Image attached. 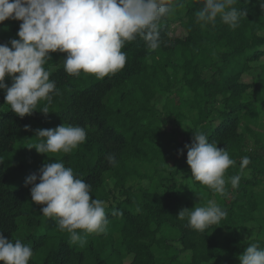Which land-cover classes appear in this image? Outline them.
Instances as JSON below:
<instances>
[{"label":"trees","instance_id":"16d2710c","mask_svg":"<svg viewBox=\"0 0 264 264\" xmlns=\"http://www.w3.org/2000/svg\"><path fill=\"white\" fill-rule=\"evenodd\" d=\"M174 3V14L159 24L160 46L150 51L140 38L126 43L125 66L115 74L70 75L62 62L67 54L52 52L44 67L56 91L50 103L39 101L23 118L0 90V234L32 246L29 264H124L128 256V264H214L220 258L233 264L249 244L264 247V64L253 65L264 56V10L258 0H239L235 6L247 11L236 29L219 19L201 27L195 14L202 4ZM20 23H0V44L18 39ZM177 23L185 35H171ZM244 74L252 76L250 82L242 80ZM11 82L6 76L5 83ZM45 106L47 114L40 112ZM61 123L85 128L88 150L58 159L38 154L41 164L21 160L14 170L28 177L59 160L91 185V198L105 202L109 224L106 233L81 232L84 246L72 243L67 232L56 236L54 219L48 229L33 231L49 223L42 205L26 203L25 185L9 186L6 157L17 146L35 145L36 129ZM197 131L235 161L225 179L240 175L239 186L226 183L223 196L191 176L184 145ZM19 155L31 158L24 149ZM243 157L250 163L241 168ZM179 175L190 182H177ZM209 200L227 212L219 224L200 232L177 216ZM252 226L256 235L245 237Z\"/></svg>","mask_w":264,"mask_h":264},{"label":"clouds","instance_id":"9594fccd","mask_svg":"<svg viewBox=\"0 0 264 264\" xmlns=\"http://www.w3.org/2000/svg\"><path fill=\"white\" fill-rule=\"evenodd\" d=\"M239 0H197L203 6L196 11V23L201 27L215 25L217 20L231 29L239 26L246 9L235 5ZM264 10V0H258ZM174 0H0V23L8 19L21 21L18 39L0 44V90L10 110L23 118L31 115L41 100L51 102L56 84L44 65L51 60L50 53H66L62 61L70 75L82 72L98 79L115 74L126 63V43L142 39L147 49L156 50L161 43L159 24L174 14ZM11 78V85L5 77ZM49 113L47 106L42 111ZM29 131L30 126H24ZM39 154L70 153L86 142L87 133L81 126L61 123L54 129H36ZM187 150L186 163L191 176L215 193L226 194V183L239 186L240 175L225 179L226 170L235 164L226 148L209 142L203 132H193ZM183 150H177L181 155ZM105 159L115 166L112 154ZM250 163L243 157L241 168ZM38 181V182H37ZM31 185V201L42 205L40 212L55 220L60 231H66L72 243L84 246L83 233H106L109 220L105 202L92 199L91 185L79 178L62 161L46 162L36 173L26 177ZM139 211V208L137 209ZM112 215H122L113 211ZM187 217L188 226L203 232L217 225L227 212L215 201L205 206L194 205L181 209L177 215ZM33 256L30 244L20 239H7L0 234V264H29ZM239 264H264V247L249 244L238 257Z\"/></svg>","mask_w":264,"mask_h":264},{"label":"rangeland","instance_id":"374dc122","mask_svg":"<svg viewBox=\"0 0 264 264\" xmlns=\"http://www.w3.org/2000/svg\"><path fill=\"white\" fill-rule=\"evenodd\" d=\"M171 35H185V30L177 23V24H174L172 25L171 27V31H170ZM264 64V56L261 58V60H259V62H254V66H258L259 64ZM251 78L252 76L251 75H247V74H244L243 77H242V80L243 81H247V82H250L251 81ZM160 107V105H159ZM18 142L15 144L17 145ZM34 145H28L27 148H24L23 145L20 147V146H17L16 148V151L15 152H12L10 153L7 157H6V160H7V170L9 172V175H10V182H9V186L10 187H15L17 184H22V185H25V179L24 177H26L27 173L26 171L24 172H21V171H17V170H14L16 165L19 164L21 162V160H24L26 162H33V164H41L42 161L44 160V157H37V155L39 153L36 152L35 148H31L33 147ZM78 148H81L82 151H87L88 150V145L87 143H83L81 145H79L76 149H74L72 152L76 151ZM27 150L31 153V158H29V156H22L20 157L19 155V152L20 150ZM31 150V151H30ZM88 153V152H87ZM33 155H36L33 160H32V157ZM63 155H65V153H47L46 156H50V157H54L56 159L62 157ZM183 181V182H190V178H183L181 175L177 176V182H180V181ZM112 180H109L107 182V186L108 187H111L112 185ZM30 188H31V185H28V186H25V192H26V195H27V198H26V203H34L31 201V196H30ZM214 200V199H213ZM216 202V201H215ZM47 218V221L49 223L47 224H44L42 227H39L37 229H34L33 231L35 232H40L41 230L44 231L46 229H48V227L52 224L53 219L51 218ZM54 224H52L51 226H53ZM253 230L250 231V233L248 234V232H245V237H250V238H253L256 234H255V231L256 229L252 226ZM61 233H66V231H60L58 228H56V236H59ZM131 259V256H128L124 259V264H128L129 261ZM235 259H238V258H235ZM234 259V260H235ZM212 262L214 264H228V263H225L224 260L222 258L220 259H215V260H212ZM233 264H239L237 262V260L234 261Z\"/></svg>","mask_w":264,"mask_h":264}]
</instances>
